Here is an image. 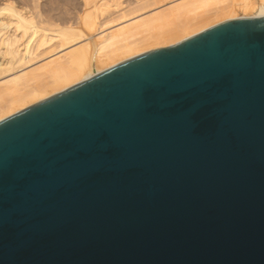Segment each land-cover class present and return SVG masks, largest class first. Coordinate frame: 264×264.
<instances>
[{
	"label": "water",
	"instance_id": "95a60500",
	"mask_svg": "<svg viewBox=\"0 0 264 264\" xmlns=\"http://www.w3.org/2000/svg\"><path fill=\"white\" fill-rule=\"evenodd\" d=\"M0 264H264V18L1 121Z\"/></svg>",
	"mask_w": 264,
	"mask_h": 264
},
{
	"label": "bare ground",
	"instance_id": "6f19581e",
	"mask_svg": "<svg viewBox=\"0 0 264 264\" xmlns=\"http://www.w3.org/2000/svg\"><path fill=\"white\" fill-rule=\"evenodd\" d=\"M136 1L134 13H127L130 17L121 0H58L75 16L56 20L44 18L38 1L30 9L5 0L0 5V122L165 42L172 43L175 36L173 44L226 21L264 18V0H188L144 18L143 13L168 0ZM213 5L223 7L212 15L214 20L199 26L207 19L203 12ZM48 11L53 12V7ZM115 24L120 25L107 30ZM61 52L43 66L25 70Z\"/></svg>",
	"mask_w": 264,
	"mask_h": 264
},
{
	"label": "rangeland",
	"instance_id": "374dc122",
	"mask_svg": "<svg viewBox=\"0 0 264 264\" xmlns=\"http://www.w3.org/2000/svg\"><path fill=\"white\" fill-rule=\"evenodd\" d=\"M13 2H15L18 6H25V7H28V8H30V9H32L33 8V6H34V1H38V3H39V5H40V9H41V11L43 12V14H44V18L45 19H50V18H55L56 20H58V19H60V18H72V17H74L75 16V13H74V11H73V9H72V11H71V9H70V7L67 5V6H63V4L62 3H58V0H12ZM190 1V0H189ZM4 2H5V0H0V5H3L4 4ZM78 2H82V0H78ZM121 2L123 3V8L124 9H126V11H128V12H126V14L127 13H129V12H131L130 14L132 15V13H134L133 11L135 10V7L137 6V1L136 0H121ZM181 2H188V0H168L166 3H165V5H163V6H161V7H159V8H157V9H154V10H152V11H148V12H145V13H143L142 15H141V18H144V17H148L149 15H151V14H153V13H155V12H163V11H167V10H169L170 8H172V7H175V6H178V4H180ZM230 2L231 1H229V2H227V3H225V5H228V4H230ZM224 5V4H223ZM223 5H213V6H210L209 8H207L203 13H205L204 14V16L205 15H207L206 17H207V19H205L204 20V18H202L203 20H204V22H202V21H200V18H199V21L200 22H202V24L201 25H199V26H202V25H206V24H208V23H210V21L211 20H214L215 19V17H214V19H213V17H212V15H214L215 14V12L219 9V8H221V7H223ZM224 5V6H225ZM49 7H53V9H54V11L52 12V11H48L49 10ZM131 10V11H130ZM133 10V11H132ZM208 11V12H207ZM130 14H127V15H129L130 16ZM131 17V16H130ZM222 18V17H221ZM201 19V20H202ZM241 19V18H240ZM175 20V19H174ZM208 20H210V21H208ZM178 21V20H177ZM177 21L175 20V22L177 23ZM183 21V20H182ZM208 21V23H205V22H207ZM52 22H56V21H52ZM200 22H198V23H200ZM181 21H179L177 24H178V26H180L181 24ZM203 23H205V24H203ZM55 24H59V23H55ZM118 24V23H117ZM117 24H115V25H111V27L110 28H108L107 30L108 31H112V30H115L116 28H118L119 27V25H117ZM179 36H182V35H178V37ZM177 36H175V37H173L172 39H170V41H172V43L171 42H169V40H168V42H169V44L167 43V42H165V43H167V46H166V44L164 43V45H162V47H161V45H160V47L158 48L157 47V49H161V48H167V47H171V46H174V45H176V44H178V43H176V44H173V42H175V41H173V40H177V39H175ZM180 38V37H179ZM154 50H156V49H154ZM63 53L61 52V53H57V54H55V55H52V54H50L49 56H46V58H44V59H42L41 61H38V62H36L35 64H33V65H31L30 67H28V68H26L25 70L26 71H29V70H32V69H36V68H38V67H41V66H43V64H45L46 62H48V61H50L51 59H53V58H58L59 56H61Z\"/></svg>",
	"mask_w": 264,
	"mask_h": 264
}]
</instances>
